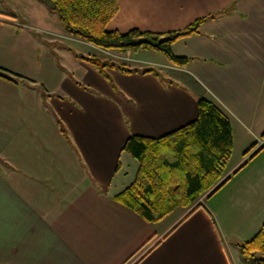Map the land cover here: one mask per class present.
I'll list each match as a JSON object with an SVG mask.
<instances>
[{
    "label": "crops",
    "instance_id": "obj_1",
    "mask_svg": "<svg viewBox=\"0 0 264 264\" xmlns=\"http://www.w3.org/2000/svg\"><path fill=\"white\" fill-rule=\"evenodd\" d=\"M119 4L107 30L122 34L229 12L173 45L189 59L177 67L154 50L93 46L41 0H0V68L14 79L0 77V264H245L240 246L264 226V0ZM81 57L160 76L107 69L111 84ZM204 98L231 118L225 183L148 223L115 200L139 168L124 146L194 122Z\"/></svg>",
    "mask_w": 264,
    "mask_h": 264
},
{
    "label": "trees",
    "instance_id": "obj_2",
    "mask_svg": "<svg viewBox=\"0 0 264 264\" xmlns=\"http://www.w3.org/2000/svg\"><path fill=\"white\" fill-rule=\"evenodd\" d=\"M59 17L66 30L103 50H154L169 61L183 67L188 58L177 57L173 45L183 38L199 33L207 21L227 14L215 12L201 18L184 30L156 34L131 30L122 34L107 30L120 10L119 0H41ZM93 65L112 84L107 69L125 74H154L155 69L130 70L122 64L97 57H81ZM9 72L0 68V77L14 82ZM18 77V76H16ZM264 139V135L262 136ZM233 130L229 114L210 99L198 101L197 119L185 127L159 139L131 136L124 151L139 162L135 181L115 197L148 223L163 220L178 208H199V199L210 192L215 194L225 183L222 180L233 152ZM257 144L246 151L248 156ZM218 187L217 185L220 184ZM245 264H264V226L249 242L240 246Z\"/></svg>",
    "mask_w": 264,
    "mask_h": 264
},
{
    "label": "rangeland",
    "instance_id": "obj_3",
    "mask_svg": "<svg viewBox=\"0 0 264 264\" xmlns=\"http://www.w3.org/2000/svg\"><path fill=\"white\" fill-rule=\"evenodd\" d=\"M17 50H18V48H17ZM141 50H142V49H141ZM0 59H4V60H6L7 58H5V57H1V56H0ZM4 60H0V61H4ZM7 60H9V59H7ZM262 141H263V140H262ZM130 158H131V160H133V162H134V165L132 164L133 166H131V168H130L131 171H133V170H134V169H133L134 166H135V165H138V161H137L135 158H133L131 155H130ZM213 189H214V188H213ZM213 189H212V190H213ZM212 190H211V191H212ZM211 191H210V192H211ZM208 193H209V192H207L206 194H204V195L200 198V200H201L205 195H207ZM204 201H205V198H203V200H201L200 203H199V201H198V202L196 203V205L202 204Z\"/></svg>",
    "mask_w": 264,
    "mask_h": 264
},
{
    "label": "built area",
    "instance_id": "obj_4",
    "mask_svg": "<svg viewBox=\"0 0 264 264\" xmlns=\"http://www.w3.org/2000/svg\"><path fill=\"white\" fill-rule=\"evenodd\" d=\"M260 144L262 145L263 142H261ZM206 196H207V195H205L203 198H206ZM203 198H202L201 200H203ZM201 200L199 199V203H200Z\"/></svg>",
    "mask_w": 264,
    "mask_h": 264
},
{
    "label": "water",
    "instance_id": "obj_5",
    "mask_svg": "<svg viewBox=\"0 0 264 264\" xmlns=\"http://www.w3.org/2000/svg\"><path fill=\"white\" fill-rule=\"evenodd\" d=\"M222 183H223V182H222ZM219 185H221V184H219ZM219 185H218V186H219ZM218 186H217V187H218ZM216 189H217V188H214L212 191H215ZM211 193H212V192H211ZM211 193H210V194H211Z\"/></svg>",
    "mask_w": 264,
    "mask_h": 264
}]
</instances>
